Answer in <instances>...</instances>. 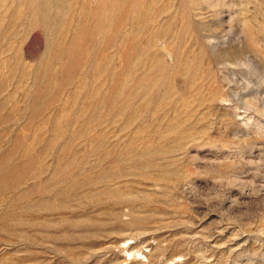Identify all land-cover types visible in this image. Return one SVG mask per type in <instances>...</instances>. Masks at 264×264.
Segmentation results:
<instances>
[{"label": "rangeland", "instance_id": "obj_1", "mask_svg": "<svg viewBox=\"0 0 264 264\" xmlns=\"http://www.w3.org/2000/svg\"><path fill=\"white\" fill-rule=\"evenodd\" d=\"M0 264H264V0H0Z\"/></svg>", "mask_w": 264, "mask_h": 264}, {"label": "bare ground", "instance_id": "obj_2", "mask_svg": "<svg viewBox=\"0 0 264 264\" xmlns=\"http://www.w3.org/2000/svg\"><path fill=\"white\" fill-rule=\"evenodd\" d=\"M21 19V18H20ZM4 38V37H3Z\"/></svg>", "mask_w": 264, "mask_h": 264}]
</instances>
